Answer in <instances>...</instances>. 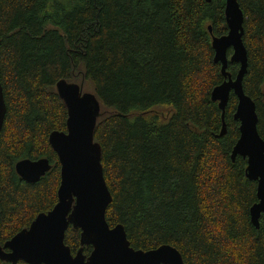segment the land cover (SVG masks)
Returning <instances> with one entry per match:
<instances>
[{"label":"trees","instance_id":"trees-1","mask_svg":"<svg viewBox=\"0 0 264 264\" xmlns=\"http://www.w3.org/2000/svg\"><path fill=\"white\" fill-rule=\"evenodd\" d=\"M226 3L0 0L8 108L0 133V244L57 204L61 162L49 136L67 130L68 110L56 84L84 79L103 104L95 138L113 195L109 224H122L135 249L170 244L187 264H264V215L260 228L251 219L258 183L247 178V159L232 158L241 134L238 97L231 93L227 133L218 136L222 110L211 96L225 79L213 35L229 31ZM239 3L249 54L244 87L264 138V0ZM238 70L230 63L233 76ZM27 157L52 164L36 183L16 171ZM81 232L72 224L66 232L73 253Z\"/></svg>","mask_w":264,"mask_h":264},{"label":"water","instance_id":"water-1","mask_svg":"<svg viewBox=\"0 0 264 264\" xmlns=\"http://www.w3.org/2000/svg\"><path fill=\"white\" fill-rule=\"evenodd\" d=\"M226 20L228 33L213 35L214 60L222 64L225 79L211 96L222 110L223 127L218 136L227 133L225 118L231 93L238 97L234 118L240 122L241 134L232 158L247 159V178L258 183L259 201L251 208V219L260 228L264 215V138L258 128L256 103L244 87L249 54L244 43L245 15L239 0H227ZM1 43L0 33V46ZM231 48L233 54L229 55ZM230 63L239 64L236 76L229 71ZM56 88L68 110L67 130H54L49 136L61 162L58 202L49 212L40 213L30 227L0 244V258L29 264H187L181 252L170 244L148 251L135 249L122 224H109L106 214L113 195L104 173L102 146L95 138L103 104L94 91H86L79 82L62 78ZM7 110L0 67V133ZM51 168L47 157H27L16 164L17 173L29 183L38 182ZM71 224L82 230L81 247L75 254L65 241ZM85 245L93 246L91 253L84 252Z\"/></svg>","mask_w":264,"mask_h":264},{"label":"rangeland","instance_id":"rangeland-1","mask_svg":"<svg viewBox=\"0 0 264 264\" xmlns=\"http://www.w3.org/2000/svg\"><path fill=\"white\" fill-rule=\"evenodd\" d=\"M79 83L84 84V87H85L86 91H93V87L88 81H85L83 79V81H80Z\"/></svg>","mask_w":264,"mask_h":264},{"label":"flooded vegetation","instance_id":"flooded-vegetation-1","mask_svg":"<svg viewBox=\"0 0 264 264\" xmlns=\"http://www.w3.org/2000/svg\"><path fill=\"white\" fill-rule=\"evenodd\" d=\"M75 254V253H74Z\"/></svg>","mask_w":264,"mask_h":264}]
</instances>
